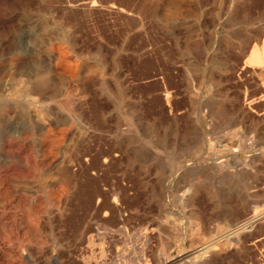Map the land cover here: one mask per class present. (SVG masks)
<instances>
[{
	"label": "rangeland",
	"instance_id": "1",
	"mask_svg": "<svg viewBox=\"0 0 264 264\" xmlns=\"http://www.w3.org/2000/svg\"><path fill=\"white\" fill-rule=\"evenodd\" d=\"M0 28V66L25 61L29 32L49 103L74 95L85 129L62 151L79 146L96 167L56 170L68 194L52 226L42 219L47 244H23L14 222L0 264L13 251L35 264H162L217 240L205 264H264V71L248 65L264 53V0H3ZM1 194L0 219L19 220Z\"/></svg>",
	"mask_w": 264,
	"mask_h": 264
},
{
	"label": "bare ground",
	"instance_id": "2",
	"mask_svg": "<svg viewBox=\"0 0 264 264\" xmlns=\"http://www.w3.org/2000/svg\"><path fill=\"white\" fill-rule=\"evenodd\" d=\"M0 2L2 3L3 0H0ZM0 30H1V28H0ZM31 40L32 39H31V35L29 34V32H23L17 41V43H18L17 45L19 46V53L22 56H25L24 57L25 61L29 60L30 58H33L31 60V62H25V61L24 62H12L8 65H1L0 66V188H1L0 190H3V192H1L3 194H1V193L0 194H1V199L4 202V206L6 204L14 203L15 207H14V209H12V211L15 210V212L21 213V215L18 214L21 217L17 221L12 220L13 217L10 215L12 217L11 218L12 222H10L9 224H8V222L10 221L9 219H8L9 221L6 219L8 221L7 223L4 221L5 219H0V239L9 240L10 237H13L15 235L14 234L15 231L13 232L12 230L7 229L8 227H10L11 224L13 225V223L15 222L14 225L17 227L18 233H16V235L14 237H20L22 240V243L25 245L35 243L38 250H42L43 246L45 244H47L46 241L44 240V237H43L44 234L42 235V230H41L42 219H45L46 220L45 222L48 223L49 226H52L53 223H52L51 218H50V216L52 215V212H54V211H52V209L56 208L58 211H61L62 205H63V204L61 205L62 199H63V197L67 196V194H68V190H67L68 187H67V189L64 188V189H61L60 191L55 192L56 170L60 176H61V174H63L65 177L66 175H68V167L71 165L78 166L79 168L78 167L77 168L79 170H80V168H81V170H82V168H85L86 172L92 171L94 165H92V158L93 157L90 159L88 156L82 155L79 146H75L74 149L72 148L73 146L72 147L70 146V148L73 150H70L69 152L63 153L62 148L66 144V137L71 132L73 126L76 125V126H79L81 128H84L83 121L81 118L82 114L79 115V113L75 109V103L77 100L75 98H73L74 95H73V97H69L70 96L69 95L68 96L69 98H67L66 101L57 105L58 107L55 106L56 104L54 105V104L49 103L48 99L46 98V96L42 92L43 91V83L45 81V78L42 76L47 71L43 72V68H44V67L42 68L43 62L40 61L39 58H37L38 54L35 52V47L31 44ZM12 46H14V45H12ZM256 53H258V52L256 51ZM254 54H255V52H254ZM258 54L254 55L253 57L250 58V60H248V65L252 68L253 67L259 68V69H262L264 71V53H263V55L262 54L258 55ZM57 67H58V65H57ZM51 68H53V67H51ZM54 69L56 70V62L54 63ZM73 69H75V68H73ZM46 70H48V69H46ZM51 73H53V72H51ZM71 76H73V75L71 74L70 78H71ZM50 101H51V99H50ZM80 109H82V107ZM82 110L84 111V109H82ZM84 113H86V112H84ZM64 119H68V121H69L68 127H66L65 130H61V132H62L61 138L56 140V138L58 137V136H56V133L58 130L61 129V126H62L61 122H64ZM85 125H86L85 127H87V123ZM90 132H92V131H90ZM75 142H76V140H75ZM83 142H85V144H86V141H83ZM119 143H120V140H119ZM76 144H74V145H76ZM83 146H84V143H83ZM85 147L86 146H84V148ZM98 147L100 148L101 146L98 145ZM110 148H111V146H110ZM92 150H93V148H92ZM103 150H102V152L99 151V153L102 154L103 152H105ZM108 151H111V150L108 149ZM112 151H116V150H112ZM119 152H120V149H119ZM119 152L117 151V153H119ZM84 153H86V152H84ZM94 153H96V151ZM99 153H98V155H99ZM106 154H107V152H106ZM90 157H91V155H90ZM100 157L101 156H99L98 158H100ZM113 159L114 158H112V160ZM108 160L109 159L103 160V163L108 164ZM98 162H99V160H98ZM98 162H96V163H98ZM96 163H94V164H96ZM129 164H131V163H129ZM145 165H147V164H145ZM102 166H104V165L101 164V167ZM105 168H107V166ZM71 169H73V168H71ZM104 171H105V169H104ZM104 171H103V173H104ZM79 172H81V171H79ZM74 173H76V172H74ZM77 173H78V171H77ZM45 174H47L46 176L48 178L47 179L48 181H46L47 186L44 185V186H46L45 189L47 190L46 191V200L48 202V211L47 212H45L44 208L42 207L44 200H42V198L39 195V191L43 190L42 182H43V177ZM87 174H89V173H86V175ZM68 176H67V180H68ZM64 177H62V178H64ZM71 177L72 176L70 175V178ZM87 177H88V175H87ZM102 177H103V175H102ZM97 178L98 177H96V179ZM133 178H135V176ZM73 181H74V179H73ZM63 182L64 181H62V183ZM66 184H67V182H66ZM70 184H72V183H70ZM77 184H78V182H77ZM67 185H69V184H67ZM116 186H118V185H116ZM12 187L16 189V190L14 189V191H15V195H14L15 197L14 198L15 199H12L13 197L11 199L9 198L10 189ZM56 189H57V187H56ZM109 189H110V191H112L111 187H109ZM120 189H121V187H120ZM106 191H108V190H106ZM29 194H33L34 196L29 197ZM114 195H113V197H114ZM103 196H105V194ZM103 198L106 199V197H103ZM118 203L116 202V200H114L113 205H112L113 206L112 209L116 208V206L119 205ZM105 209H108V208H104L103 212ZM8 210H11V209L9 208ZM6 211H7V209H6ZM105 211H108V210H105ZM115 211H118V210H115ZM97 213H98V210H97ZM101 213H102V211H101ZM16 217H17V215H16ZM53 218H55V217H53ZM53 218H52V220H53ZM255 219H256V216H255ZM53 222H54V220H53ZM49 229H51V228H49ZM100 229H102V228H100ZM43 233H44V231H43ZM115 233H116V231H115ZM53 234H52V236H53ZM55 234H56V232H55ZM217 243H218V240L215 242L212 241L211 243L207 244L206 246L197 247L196 249H190V250L185 251L183 253H179L178 255H176L170 259L168 258L162 264H205L207 254L216 248ZM7 245H9V244H7ZM20 247H21V245H20ZM34 249H36V248L34 247ZM11 250H13V249H11ZM50 251H51V249H50ZM24 254L25 253H23V255ZM52 254H53V252H52ZM56 257L52 256L51 258H49L50 264H56ZM0 258H1V256H0ZM22 258H23V260L26 261L25 264H35V262H36L33 260V258L31 256L27 255V257L25 258V256L22 257V256H20V254L18 252H14V251L6 253L4 255V260H5L4 262H6L5 264H16V263H19L20 259L22 260ZM115 264H117V263H115Z\"/></svg>",
	"mask_w": 264,
	"mask_h": 264
}]
</instances>
